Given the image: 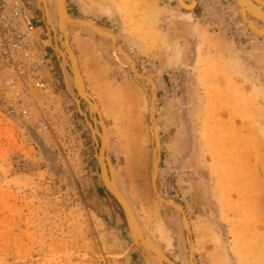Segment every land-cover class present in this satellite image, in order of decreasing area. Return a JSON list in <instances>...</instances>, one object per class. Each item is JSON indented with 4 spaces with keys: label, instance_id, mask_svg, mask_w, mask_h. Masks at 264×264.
I'll return each instance as SVG.
<instances>
[{
    "label": "rangeland",
    "instance_id": "rangeland-1",
    "mask_svg": "<svg viewBox=\"0 0 264 264\" xmlns=\"http://www.w3.org/2000/svg\"><path fill=\"white\" fill-rule=\"evenodd\" d=\"M24 1L52 71L47 91L32 93L28 116L0 105V264H144L129 249L120 207L99 191L72 77L47 46V29L54 34L38 1ZM66 3L71 18L114 34L155 83L160 186L186 214L197 264H264V51L242 45L222 0H202L194 14L189 62L174 0ZM69 44L104 119L118 187L142 230L175 264H188L179 217L151 189L147 95L106 40L71 28Z\"/></svg>",
    "mask_w": 264,
    "mask_h": 264
},
{
    "label": "water",
    "instance_id": "water-1",
    "mask_svg": "<svg viewBox=\"0 0 264 264\" xmlns=\"http://www.w3.org/2000/svg\"><path fill=\"white\" fill-rule=\"evenodd\" d=\"M38 1V8L40 12H42V8ZM238 2V0H236ZM256 2V0H254ZM60 3V8L56 7L58 10V16L61 13L65 19H68L70 22L69 32L67 30V36L64 32V39L67 45V54L68 59L71 63V69H69L68 64H64V67L70 70L72 77L74 79V85L77 92V97H73L70 94L72 100L76 105V109L78 114L83 118L86 127L88 128L91 140L95 146V158L99 168V175L102 186L106 190V192L114 199V201L120 207L125 221V227L128 233V240H129V249L136 252L141 256L143 259L144 264H151L150 258H154L157 264H175L172 260H170L166 255H164L160 249L156 247L152 239L142 231V228L122 191L117 185L115 172L113 165L109 158V148H110V139L108 137V131L106 129L105 123L101 117L99 109L96 107L93 98L85 93L84 85L81 81L80 70L78 66V62L76 56L74 55L73 51L69 48V35L71 28H82L87 29L93 32L96 36L100 37L111 43L112 53L115 57L119 56L123 62L124 66L129 69L131 72L134 80L138 83V85L143 89L147 98L149 100V122L151 125V136H152V143H153V161L151 166V187L154 198L157 202L164 207H167L171 210H174L179 220L182 224V240L184 242V254L188 264H197L194 252H193V239L190 230V225L186 214L183 208L176 202H173L165 197L162 193L161 186H160V165H161V147L159 145L160 140V129L158 125V121L156 119V111L158 106V98H157V87L153 80L144 75L136 65L135 61L132 59L130 55H128L124 49L122 48L120 41L118 38L112 34L111 32L106 31L98 24L92 21L84 20V19H69L68 17V10H67V3L66 0H58ZM46 11L47 19H49L46 7V1L42 0L41 3ZM49 21V20H48ZM65 31V30H64ZM54 33V32H53ZM47 46L51 50L55 52L52 43V36L50 31L47 30ZM55 45V44H54ZM56 53V52H55ZM59 59V56H57ZM64 67L60 65V68L64 75ZM80 92H84L85 95L81 94ZM87 105L89 111L86 114L82 108L81 103ZM93 106V107H92ZM156 142V147H155ZM150 256V257H149Z\"/></svg>",
    "mask_w": 264,
    "mask_h": 264
},
{
    "label": "built area",
    "instance_id": "built-area-1",
    "mask_svg": "<svg viewBox=\"0 0 264 264\" xmlns=\"http://www.w3.org/2000/svg\"><path fill=\"white\" fill-rule=\"evenodd\" d=\"M52 71L50 54L24 0H0V105L29 115L33 92H46ZM37 126L47 125L39 119Z\"/></svg>",
    "mask_w": 264,
    "mask_h": 264
},
{
    "label": "bare ground",
    "instance_id": "bare-ground-1",
    "mask_svg": "<svg viewBox=\"0 0 264 264\" xmlns=\"http://www.w3.org/2000/svg\"><path fill=\"white\" fill-rule=\"evenodd\" d=\"M46 1V7H47V13H48V16H49V19H47V14H46V11L43 7V5L41 4L42 3V0H39L40 2V5H41V8H42V11L44 13V18L47 22V25L48 27L50 28V30L52 32H54L53 34V37L52 39H55V46H53V48L55 49V52L56 54L59 56V60H61V63H62V67L64 66V64H68V67L69 69H71V63L68 59V54H67V45L65 43V39H64V32H65V35L67 36V30L69 32V28L68 26H70V22H68V19H65L64 16H62V14L60 13L59 16H58V10H57V7L60 8V3L58 2V0H52L53 4H54V9H55V13H56V24H57V30L55 29L52 21H51V18H50V12H49V8H48V4H47V0ZM55 1L57 2V7H56V3ZM178 5L183 8L184 10H187V11H190L194 8V6L196 5V0H191V4L188 5L186 4V2L184 0H176ZM236 6L238 7L239 9V12H240V18H241V22L243 24V26L249 30V32L255 36H258L260 38H263L264 39V0H256V2L254 0H238V2L236 0H234ZM69 19H73L70 17V15H68ZM49 20V21H48ZM82 29V28H81ZM48 30V29H47ZM65 30V31H64ZM87 30V29H85ZM89 31V30H87ZM91 32V31H89ZM93 34V32H91ZM100 38V37H99ZM58 41V43H57ZM108 42V41H107ZM110 43V42H109ZM111 44V43H110ZM69 45V48L71 49L70 47V44L68 43ZM111 47V46H110ZM72 50V49H71ZM112 50V48H111ZM175 61H178L179 58H180V52L179 50H176L175 52ZM176 63V62H175ZM174 63V64H175ZM61 65V64H60ZM69 73L72 77V74L69 70ZM81 75V74H80ZM81 81L83 83V80H82V77H81ZM72 82H73V89L74 91L76 92V89H75V85H74V79L72 77ZM84 85V83H83ZM84 91L85 93L89 94L86 89H85V86H84ZM81 94L85 95L84 92H80ZM90 95V94H89ZM91 96V95H90ZM74 98L77 97V92H76V96H73ZM92 97V96H91ZM93 98V97H92ZM94 100V99H93ZM95 102V100H94ZM149 102V100H148ZM95 105L96 107L99 109L98 105L96 104L95 102ZM93 107V106H92ZM150 108V107H149ZM89 111V109H88ZM100 111V109H99ZM100 114H101V111H100ZM101 117H102V114H101ZM103 119V118H102ZM104 121V119H103ZM149 126H150V136H151V125H150V122H149ZM107 129V128H106ZM91 137V135H90ZM108 137H109V134H108ZM152 136H151V147H152V155H154V150H153V143H152ZM159 145H160V140H159ZM155 147H156V142H155ZM161 147V146H160ZM152 161H153V156H152ZM152 166V164H151ZM150 181H151V176H150ZM152 189V187H151ZM153 193V192H152ZM181 223V222H180ZM181 228H182V224H181ZM143 231V230H142ZM184 243V242H183ZM194 243V242H193ZM155 244V243H154ZM156 245V244H155ZM194 245V244H193ZM156 247L158 249H160L157 245ZM161 250V249H160ZM161 252L163 253V251L161 250ZM193 252H194V246H193ZM164 254V253H163ZM165 255V254H164ZM150 257V256H149ZM186 257V256H185ZM152 258V257H151ZM154 260V258H152ZM187 261V260H186ZM188 263V262H187ZM165 264V263H163Z\"/></svg>",
    "mask_w": 264,
    "mask_h": 264
},
{
    "label": "flooded vegetation",
    "instance_id": "flooded-vegetation-1",
    "mask_svg": "<svg viewBox=\"0 0 264 264\" xmlns=\"http://www.w3.org/2000/svg\"><path fill=\"white\" fill-rule=\"evenodd\" d=\"M184 1L188 5L191 4V0H184ZM201 1L202 0H196V5L194 6V8L190 11H186V10L180 8V6L177 4V1L174 0L175 11H176V21H175L176 26H177L178 31L182 34V36L184 37V39L188 43V46H189V43L193 44V42H192V38H193L192 37V34H193L192 19H193L194 14L196 13V11L199 8ZM222 2L224 3V5L226 6L227 9L229 8L228 11L231 14L232 20H233L234 25H235V29L237 31L238 38H239L240 42L242 43V45L249 47L250 49H252L254 51L263 52L264 51V40H262L256 36H253L249 32V30H247L242 25L241 18L239 15L240 12L238 11V8H237L236 4L234 3V1L233 0H222ZM49 9H50V13H51V16H52V19L54 22L53 25L57 29V25L55 23L56 22V15H55L54 7L52 6V12H51V7ZM44 22H45V20H44ZM45 27H46V23H45ZM46 29H47V27H46ZM191 44L187 48L186 59L188 62H189L190 55L192 54V50H193V46ZM186 123H187V121L185 122L184 126H186Z\"/></svg>",
    "mask_w": 264,
    "mask_h": 264
},
{
    "label": "trees",
    "instance_id": "trees-1",
    "mask_svg": "<svg viewBox=\"0 0 264 264\" xmlns=\"http://www.w3.org/2000/svg\"><path fill=\"white\" fill-rule=\"evenodd\" d=\"M99 191H100V193H103V194L106 195L107 197L109 196V195L105 192V190H104L103 187H101Z\"/></svg>",
    "mask_w": 264,
    "mask_h": 264
}]
</instances>
